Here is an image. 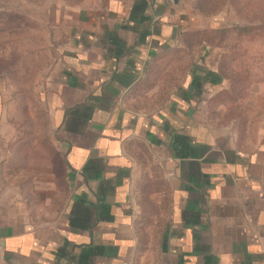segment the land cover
Wrapping results in <instances>:
<instances>
[{"label":"crops","instance_id":"obj_1","mask_svg":"<svg viewBox=\"0 0 264 264\" xmlns=\"http://www.w3.org/2000/svg\"><path fill=\"white\" fill-rule=\"evenodd\" d=\"M182 11L169 0L65 5L36 92L49 153L18 130L0 78V264H264V126L216 118L228 84L203 78L219 55L182 50ZM145 204L163 212L143 250Z\"/></svg>","mask_w":264,"mask_h":264},{"label":"rangeland","instance_id":"obj_2","mask_svg":"<svg viewBox=\"0 0 264 264\" xmlns=\"http://www.w3.org/2000/svg\"><path fill=\"white\" fill-rule=\"evenodd\" d=\"M78 1L0 0V78L6 83V95L16 105L18 130L26 132L30 143L37 133L36 144L47 153L50 150L45 134L50 129L36 92L45 88L57 61L56 46L64 37V27L52 28V21L63 22L65 5ZM181 7L189 20L182 50L188 54L215 53L219 55L216 67L222 61L228 89L225 98H220L226 105L216 118L233 122L239 131H257L264 126V0H191ZM250 26L263 28L253 36H239L235 30ZM221 30L226 31L223 39ZM190 61L188 58V68ZM232 82L240 83L234 92L230 89ZM26 146L32 147L29 143ZM162 207L144 205L143 214L153 219L142 221L143 250L153 248L151 241L155 242L154 233L162 223Z\"/></svg>","mask_w":264,"mask_h":264},{"label":"trees","instance_id":"obj_3","mask_svg":"<svg viewBox=\"0 0 264 264\" xmlns=\"http://www.w3.org/2000/svg\"><path fill=\"white\" fill-rule=\"evenodd\" d=\"M207 2V1H206ZM263 27H254V26H250V27H238V28H235V30L237 31V34L239 35V36H245V34L246 35H251V36H253V34L255 33V32H258V31H260V29H262ZM225 30H221L220 31V34H221V36H222V39H223V36H224V34H225ZM206 54V53H205ZM224 57V55L222 56L221 55V60H222V58ZM222 61H220V65L218 64V74H215V76H211V75H209V74H207V77L205 76L204 78H203V82H209V83H217V82H219V80L221 79V78H226V76L224 75V73H223V69L221 68L222 66ZM210 76L212 77V78H210ZM227 79V78H226ZM238 87H240V83H238V84H236V83H231L230 84V89L232 90V92H234ZM225 94H227V92H222V93H220V95H219V97L222 99V98H225Z\"/></svg>","mask_w":264,"mask_h":264},{"label":"water","instance_id":"obj_4","mask_svg":"<svg viewBox=\"0 0 264 264\" xmlns=\"http://www.w3.org/2000/svg\"><path fill=\"white\" fill-rule=\"evenodd\" d=\"M171 2V4L176 7V8H180L183 5H187L189 4V2L191 0H169Z\"/></svg>","mask_w":264,"mask_h":264},{"label":"built area","instance_id":"obj_5","mask_svg":"<svg viewBox=\"0 0 264 264\" xmlns=\"http://www.w3.org/2000/svg\"><path fill=\"white\" fill-rule=\"evenodd\" d=\"M3 252H4V248H3V245L1 244V241H0V257H2Z\"/></svg>","mask_w":264,"mask_h":264}]
</instances>
